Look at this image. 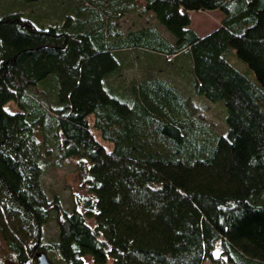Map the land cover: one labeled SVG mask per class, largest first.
<instances>
[{"label":"trees","instance_id":"obj_1","mask_svg":"<svg viewBox=\"0 0 264 264\" xmlns=\"http://www.w3.org/2000/svg\"><path fill=\"white\" fill-rule=\"evenodd\" d=\"M143 1L87 0L48 26L0 10L9 264L35 263L40 251L54 264H86V255L97 264H264V0ZM135 9L153 12L173 39L153 25L120 31L115 19ZM214 9L220 24L199 36L189 12ZM128 48L188 55L192 93L224 103L226 132L197 119L169 78L144 75L129 93L112 85ZM232 49L255 81L230 62ZM52 151L55 164L78 157L85 166L86 193L70 210L41 184ZM52 212L57 234L45 240Z\"/></svg>","mask_w":264,"mask_h":264},{"label":"rangeland","instance_id":"obj_2","mask_svg":"<svg viewBox=\"0 0 264 264\" xmlns=\"http://www.w3.org/2000/svg\"><path fill=\"white\" fill-rule=\"evenodd\" d=\"M87 0H0V10L12 11L20 10L26 16L34 20V23L39 26H48L49 23L60 22L63 11L67 8L70 9L74 5H85ZM137 5L143 4V0H136ZM90 7H96V5L88 1ZM98 7V6H97ZM101 10V9H100ZM190 26L195 27L196 31L201 34L213 29L216 25H219L223 13L219 9L214 10H191L189 12ZM117 27L122 32L133 30L144 25H153L164 36L169 39H173V35L160 24L151 12L148 15H140L138 9L132 11H126L122 15L115 19ZM125 59V65L121 66L120 70L116 72L109 82L120 90H125L129 93L132 83L144 75H161L169 78L174 82L179 92L186 98L189 111L200 120H203L208 126L212 127L218 132H226L227 126L224 122V115L226 113L225 105L219 103H212L200 96H196L192 93V87L187 75V68L189 70L191 59L188 55L179 57L181 59L177 61L167 60L162 54L155 52H148L140 48H128L121 50ZM121 55V54H120ZM118 59H120V56ZM178 59V58H177ZM228 59L230 62L237 66L244 74L250 79L255 81L253 72L247 67V65L237 58L234 50L228 51ZM121 60V59H120ZM184 69V75L181 70ZM7 108H16L15 103L10 101L6 103ZM95 132V131H94ZM97 135V133H96ZM55 152L49 156L46 168L44 169L40 179L41 184L45 190V193L49 199L53 197L59 198L62 208L70 210L73 206L72 200L81 194L86 193V188L81 184L83 175L86 174L85 166L78 157H69L62 160L60 164H55ZM80 162V163H79ZM87 222L93 226L94 220L87 218ZM57 234V224L55 219V213L52 212L51 217L44 225V237L45 240L55 238ZM215 254L220 252V248L217 245ZM50 255V252L47 253ZM10 258L8 249L2 237L0 236V264L8 262ZM86 264L94 263L90 255L84 257ZM112 258L109 257L102 264H111ZM9 264V262L7 263ZM31 264H34L31 263ZM201 264H232L228 261H222L219 263L211 262L209 259H204Z\"/></svg>","mask_w":264,"mask_h":264},{"label":"water","instance_id":"obj_3","mask_svg":"<svg viewBox=\"0 0 264 264\" xmlns=\"http://www.w3.org/2000/svg\"><path fill=\"white\" fill-rule=\"evenodd\" d=\"M34 264H54L48 254L44 251H40L36 254V261Z\"/></svg>","mask_w":264,"mask_h":264},{"label":"crops","instance_id":"obj_4","mask_svg":"<svg viewBox=\"0 0 264 264\" xmlns=\"http://www.w3.org/2000/svg\"><path fill=\"white\" fill-rule=\"evenodd\" d=\"M220 12H221V11H220ZM219 24H220V23H219ZM216 26H218V25H216ZM216 26H215V27H216ZM215 27H214V28H215ZM192 28H193L194 30L196 29V28L193 27V26H192ZM211 30H212V29H211ZM211 30H210V31H211ZM195 31H196V30H195ZM208 32H209V31H208ZM208 32H206L205 34H207ZM196 33L199 35V33H198L197 31H196ZM205 34H201V35H199V36H203V35H205Z\"/></svg>","mask_w":264,"mask_h":264},{"label":"snow or ice","instance_id":"obj_5","mask_svg":"<svg viewBox=\"0 0 264 264\" xmlns=\"http://www.w3.org/2000/svg\"><path fill=\"white\" fill-rule=\"evenodd\" d=\"M217 255H218V253H217Z\"/></svg>","mask_w":264,"mask_h":264}]
</instances>
